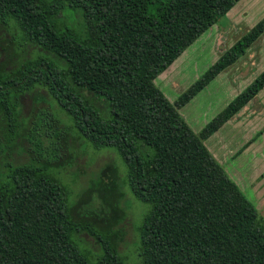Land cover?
Wrapping results in <instances>:
<instances>
[{
	"label": "trees",
	"instance_id": "16d2710c",
	"mask_svg": "<svg viewBox=\"0 0 264 264\" xmlns=\"http://www.w3.org/2000/svg\"><path fill=\"white\" fill-rule=\"evenodd\" d=\"M239 1L0 0V25L17 28L23 42L63 62L38 54L0 69V124L14 131L19 97L41 87L93 147L115 148L130 191L150 205L138 227L141 264H264L257 209L203 142L264 89V70L200 134L178 110L246 53L264 33V16L174 103L154 83ZM69 8L83 16L84 34L58 21ZM98 100L106 102V114ZM44 114L56 140L48 146L36 140L40 157L23 165L6 161L0 171V264H126L110 229L88 228L102 245L94 259L73 238L87 226L79 220H100L101 210L74 216L67 187L46 171L71 158L59 113ZM46 137L51 142L53 133ZM8 146L0 141V154ZM112 171L99 180L102 188H115Z\"/></svg>",
	"mask_w": 264,
	"mask_h": 264
},
{
	"label": "rangeland",
	"instance_id": "374dc122",
	"mask_svg": "<svg viewBox=\"0 0 264 264\" xmlns=\"http://www.w3.org/2000/svg\"><path fill=\"white\" fill-rule=\"evenodd\" d=\"M263 16L264 0H240L229 15L219 18L193 41L154 80L155 85L174 103ZM57 18L60 23L68 24L84 34V20L79 11L65 9ZM19 33L17 28L0 25V69H13L19 62L38 54L48 55L63 64L54 54H49L38 45L23 42ZM263 70L264 33L234 64L219 73L178 110L192 130L200 134L207 123ZM19 101L21 107L16 129L10 130L4 122L3 126L0 124V141L9 145L8 152L0 154V171L5 172L6 161L11 165H23L38 158L36 140L43 141L46 146L56 140L54 131L48 125L49 120L41 121V118L46 111L59 113V127L65 130L68 144L64 152L71 160L62 165H51L46 171L67 187L74 216L77 217L76 212L83 209L101 210L98 213L102 215L100 220L78 218L80 224L87 226L75 231L73 238L94 259L102 253V245L88 228L103 232L110 229L125 263L141 264L138 227L150 205L136 199L130 191L127 166L121 155L113 147H93L44 88H33L22 94ZM97 105L107 113L104 100H98ZM52 133L53 138L49 142L46 135ZM203 142L229 178L253 203L264 224V89ZM110 170H114L111 176L116 179V186L112 190L102 188L98 183L105 178L108 180Z\"/></svg>",
	"mask_w": 264,
	"mask_h": 264
},
{
	"label": "crops",
	"instance_id": "0c3cea01",
	"mask_svg": "<svg viewBox=\"0 0 264 264\" xmlns=\"http://www.w3.org/2000/svg\"><path fill=\"white\" fill-rule=\"evenodd\" d=\"M232 9H234V7H233ZM232 9H231V10H232ZM231 10H230V11H231ZM230 11L227 13L228 15H229ZM227 14H226V15H227Z\"/></svg>",
	"mask_w": 264,
	"mask_h": 264
}]
</instances>
